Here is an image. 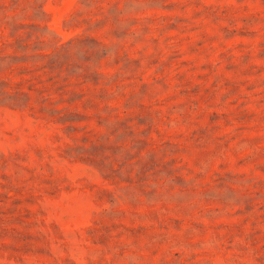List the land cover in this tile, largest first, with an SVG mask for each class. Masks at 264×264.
<instances>
[{"label":"rangeland","instance_id":"rangeland-1","mask_svg":"<svg viewBox=\"0 0 264 264\" xmlns=\"http://www.w3.org/2000/svg\"><path fill=\"white\" fill-rule=\"evenodd\" d=\"M0 264H264V0H0Z\"/></svg>","mask_w":264,"mask_h":264}]
</instances>
